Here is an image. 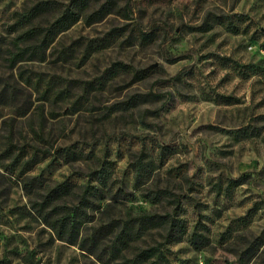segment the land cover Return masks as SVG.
I'll list each match as a JSON object with an SVG mask.
<instances>
[{"label":"rangeland","instance_id":"1","mask_svg":"<svg viewBox=\"0 0 264 264\" xmlns=\"http://www.w3.org/2000/svg\"><path fill=\"white\" fill-rule=\"evenodd\" d=\"M37 1L0 0V264H119L112 244L127 211L173 209L172 196L152 203L135 186L131 162L141 150L159 163L146 186L183 195L189 233L209 228L200 249L189 235L166 243L164 264H264V0H116L99 19L91 13L104 0H92L40 55L13 64L18 16ZM247 126L259 133L245 135ZM33 128L72 160L47 157L18 177L7 149L43 144ZM93 156H107L114 181L69 244L34 208L43 189H25L23 178L73 182L64 201L76 203ZM163 234L152 229L137 244Z\"/></svg>","mask_w":264,"mask_h":264},{"label":"trees","instance_id":"2","mask_svg":"<svg viewBox=\"0 0 264 264\" xmlns=\"http://www.w3.org/2000/svg\"><path fill=\"white\" fill-rule=\"evenodd\" d=\"M91 1L68 0L67 3L62 4L58 0H39L31 7L26 8L18 16V22L23 30L16 36L15 50L10 52L11 62L14 64L18 60L40 55L44 45L50 44L59 33L68 30L86 14ZM115 3L116 0H104L100 8L91 15H96L97 19L102 18L111 11ZM128 4L129 0H125V7ZM48 12L56 13L48 26L34 24L35 20ZM118 65L129 67L122 63ZM243 130L245 135L250 136L259 133L255 126H247ZM226 131L237 133L242 130L230 129ZM33 133L43 144L17 146V152L11 148L7 149L11 158L7 169L11 173L22 177L28 169L47 157H51V161L71 162L72 159L67 149L49 144L42 129L33 128ZM89 157H92L91 154ZM93 157L95 162L93 169L79 172L80 176L85 177V183L77 194L76 203L68 204L64 201L67 197L75 195L77 184L73 182L62 180L47 184L42 174L27 179L23 178L25 189L29 191L35 187L43 189L41 200L35 202L34 208L55 236L69 244H75L81 227L94 219L95 211L107 198L112 181H114L115 170L107 156ZM131 166L135 186L146 189L142 195L152 203L161 202L168 196H172L170 201L173 204V209L164 212L145 209L138 212L127 211V216L122 220L121 230L112 244L113 256L120 260L119 264H164L168 258L164 250L165 244L181 240L185 235H189V240L195 248L200 249L206 246L209 243V237L205 233L209 231V228L205 224L199 223L193 232L189 233L187 224L182 217L183 195L175 194L168 189L146 186L159 166L157 158L151 153L141 150L134 154ZM244 179V177L230 178L227 188L243 183ZM117 191L125 198L131 195L121 186ZM152 229L162 230L164 241L148 247L139 246L137 242L142 240Z\"/></svg>","mask_w":264,"mask_h":264}]
</instances>
